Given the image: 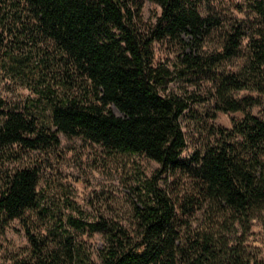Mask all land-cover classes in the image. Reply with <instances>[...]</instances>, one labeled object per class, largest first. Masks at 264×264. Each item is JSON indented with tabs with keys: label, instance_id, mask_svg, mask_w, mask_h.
Returning <instances> with one entry per match:
<instances>
[{
	"label": "trees",
	"instance_id": "trees-1",
	"mask_svg": "<svg viewBox=\"0 0 264 264\" xmlns=\"http://www.w3.org/2000/svg\"><path fill=\"white\" fill-rule=\"evenodd\" d=\"M143 1L0 0V73H18L35 94L30 105L0 96V235L10 220L22 223L30 246L18 264H264L245 244L252 219L264 220V116L247 109L257 97L234 96L244 88L264 96V0H256V23L229 28L200 10L203 0H153L161 11L149 25ZM215 33L219 44L205 50ZM155 41L173 42L182 72L212 82L219 109L244 112L189 157L180 120L189 103L161 91L173 72L155 61ZM236 57V68L220 70ZM59 132L160 163L134 206L133 229L105 215L89 219L69 198L71 212L57 218L41 204L39 166H3L28 149L57 147ZM175 170L193 180L183 200L158 184ZM199 210L204 220L185 218ZM69 228L102 234L100 260Z\"/></svg>",
	"mask_w": 264,
	"mask_h": 264
},
{
	"label": "rangeland",
	"instance_id": "rangeland-1",
	"mask_svg": "<svg viewBox=\"0 0 264 264\" xmlns=\"http://www.w3.org/2000/svg\"><path fill=\"white\" fill-rule=\"evenodd\" d=\"M255 3L256 0H203L200 10L217 18L222 28L231 27L239 19H244L249 27L258 19ZM160 11L161 6L157 2L143 1L142 16L146 24L154 23ZM219 42L218 34L215 33L206 39L204 49L213 51ZM154 46L155 61L165 63L173 72L161 91L178 93L189 103L180 119L187 138L182 155L189 157L193 152L223 138L226 133H222L221 128L226 132L230 130L233 120L242 118L244 112L219 109L212 82L205 75L182 72L179 49L173 42L155 41ZM241 61L239 57L227 60L220 70L234 69ZM0 96L11 104L30 105L32 101L29 98L35 94L18 73L3 69L0 73ZM234 96L257 97L260 101L248 105L247 109L264 116V96L256 90L244 88L235 91ZM113 109L120 114L116 107ZM59 136L61 141L57 147L48 150L28 149L20 159L7 161L3 166H39L41 204L47 206L49 211H54L57 218L71 212L67 205L69 198L83 209L89 219L105 215L133 229L134 206L147 196L146 181L157 174L160 163L146 154L111 155L98 143L81 136H68L63 132H59ZM158 184L174 199L180 197L183 200L186 194L194 192L192 178L181 170L162 172ZM204 213V210H199L194 219L188 215L185 218L193 220L195 225L204 220ZM33 217L36 218V214ZM68 231L100 260L97 254L104 244L101 233L74 228ZM245 244L252 254L264 260V220L252 219ZM29 246L28 236L20 220H10L0 235V263L18 264L17 260L25 256Z\"/></svg>",
	"mask_w": 264,
	"mask_h": 264
}]
</instances>
